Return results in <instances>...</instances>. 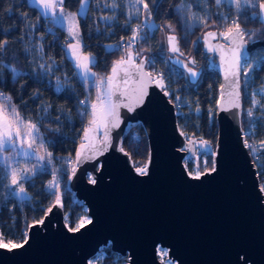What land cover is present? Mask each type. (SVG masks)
Segmentation results:
<instances>
[{
  "label": "water",
  "instance_id": "obj_1",
  "mask_svg": "<svg viewBox=\"0 0 264 264\" xmlns=\"http://www.w3.org/2000/svg\"><path fill=\"white\" fill-rule=\"evenodd\" d=\"M221 33L212 28L201 36L208 68L221 80L215 145L183 133L175 104L153 75L139 105L117 91L113 100L121 102L120 122L109 128L110 146L103 154L76 163L75 174L67 180L68 190L86 207L91 222L79 231L70 230L63 203L55 202L43 224L29 226L27 244L11 250L0 248V264H90V259L108 245L114 253L128 256L127 264H164L159 247L167 250L166 259L177 264H264V192L245 143L242 120L244 64L255 48L264 46V40L250 43L244 37L239 71L241 106L232 108L227 104L230 89L225 60L234 45ZM169 36L176 37L178 52L172 51ZM166 44L169 62L183 70L192 84L197 83L203 67L193 56L186 58L177 34L168 33ZM216 45L224 46L223 55L220 50H210ZM135 63L143 64L149 73L145 54ZM124 75L119 74L117 83L121 91L127 88L131 95L138 86L135 73L127 85L120 80ZM130 103L133 110L124 107ZM138 124L144 127L149 142L147 175L137 172L140 167L123 148L124 137ZM104 131L101 127L96 139L102 140ZM205 152L215 159L217 171L194 179L188 175L185 161L195 160L199 167Z\"/></svg>",
  "mask_w": 264,
  "mask_h": 264
},
{
  "label": "trees",
  "instance_id": "obj_2",
  "mask_svg": "<svg viewBox=\"0 0 264 264\" xmlns=\"http://www.w3.org/2000/svg\"><path fill=\"white\" fill-rule=\"evenodd\" d=\"M144 2L148 5L150 18L156 28L152 30L153 33L148 27L144 33H140L136 40L137 49L152 53L153 67L164 73L168 86L165 89L171 100L182 103L183 114L178 115V124L183 133L215 145L218 131L216 110L221 80L216 71L208 68L201 36L212 26L228 29L229 26L219 15L221 10L228 9L245 31L253 28L251 37L264 40V23L258 15H252L257 8H242L238 13L230 6L217 5L215 0ZM81 3L82 0H63L62 9L78 12ZM94 5L95 0H90L86 15L79 16L82 49L84 54L92 58L90 68L95 75L106 78L110 76L113 64L126 57L127 49L117 45L122 39L130 37L132 28L124 24V16L112 25L99 23ZM200 17L205 23L199 21ZM167 26L177 34L181 50L185 54H193L195 62L203 67V74L197 83L192 84L183 70L169 62L167 44L165 42L162 46L160 40V33L165 32ZM246 39L248 41L251 38L246 35ZM0 41H7L0 51V91L11 97V103L16 106L20 116L37 124L54 159L52 166L43 161V170L40 167L34 173H29L23 184L27 197L13 194L6 182L5 168L0 164V228L17 241L25 239L29 226L42 220L47 209L55 203L49 190V181L53 178V172L59 168L64 183L62 203L66 222L70 229H75L81 214L86 211L85 206L77 202L67 188V180L72 173L67 161L69 158L75 161L83 140V130L89 124L91 104L96 103L98 92L95 80L78 75L75 62L66 52V30L55 25L49 17H44L39 8L29 0H0ZM147 57L150 58L151 55ZM249 58L256 59L258 65L251 71L250 79L246 80L242 75V120L244 130L249 131L246 135L248 144L257 146L260 150L261 159L255 161L260 176L264 174V168L259 167L264 164V149L261 148V141H264V110L252 106L250 90L264 86V46L255 48ZM58 83L62 85L59 92L56 91ZM83 109L87 114L82 115ZM249 109H253L251 116L248 115ZM123 148L136 167L147 162L149 142L141 124L126 134ZM208 158L211 168V157ZM201 163L200 161L199 167L202 166ZM196 166V162L190 161L187 169L191 172ZM101 249L107 253L103 264H116L117 254L110 245Z\"/></svg>",
  "mask_w": 264,
  "mask_h": 264
},
{
  "label": "snow or ice",
  "instance_id": "obj_3",
  "mask_svg": "<svg viewBox=\"0 0 264 264\" xmlns=\"http://www.w3.org/2000/svg\"><path fill=\"white\" fill-rule=\"evenodd\" d=\"M43 3L44 9H55L57 7V3L54 2V0H41ZM59 4L61 5V12L63 11L62 5L63 0H58ZM217 4L221 3V0H215ZM88 3V0H83L82 7L86 6ZM144 4V8L147 9L148 5L144 3V0H133V7L136 9L137 15L140 12L139 7H137L138 4ZM244 5H250L251 7L255 8L256 3L255 0H243ZM236 8L238 13L241 10V0H235ZM116 5L113 4V7ZM259 9L261 10V13H264V0L259 3ZM252 15H256V13H252ZM68 19L72 22L69 27V34L71 36H77L78 33V24L76 22L75 14H69ZM201 23H205L204 19L202 17L198 18ZM233 27H229L225 33H221V36H223L226 40H228L234 47L228 49L229 51V57L225 60L226 68H225V79L228 81V87L229 91L227 92L228 100L227 104L229 107L232 108H239L240 105V92H239V71L241 66V56H240V50L244 46V37L247 35V33L241 29L238 19L232 20ZM34 27V26H33ZM215 33H208V36L215 37ZM136 38V31L133 32L132 39ZM169 43L172 45V51L178 52V41L176 40L175 36H169L168 37ZM7 43V41H0V51L3 50L4 45ZM42 47V46H41ZM68 47L72 49V55L76 57L78 62V67L82 68L84 70L85 76H88L91 73V68L89 67L90 64L93 63V61L88 56H83L80 52V41L79 39L76 40L75 44H69ZM210 50H220L222 55L224 52V46L223 45H216ZM10 67V66H9ZM15 71V69H13ZM192 70L189 69V72ZM123 72L125 75L123 77H120V80L123 84L127 85L128 78L131 76V74L135 73V81L138 86L132 89L131 95H129V92L127 88H125L123 91L120 89V84L117 83V77L119 74ZM111 75L106 78H100L99 83L96 84V87L98 89L97 96H96V103L91 104V113H90V120H89V126L86 127L83 130V140L80 144V149L76 153V159L75 163L79 164L82 162H85L87 160H91L94 158L96 154H103L108 147L110 146V138H109V128L110 127H117L120 122V115H119V107L121 106V102H118L117 100H113V96H115L117 91H120L121 96H126L129 98V100L134 99V103L136 105H139L143 102L146 92V85L148 83L153 82V77L151 73L145 72L143 69V64H136L132 53L129 52L127 55V58H122L119 61H116L111 69ZM95 76V74H92ZM192 75H195V73H192ZM229 76L231 79L229 80ZM245 79L247 80V71L245 72ZM156 83L160 85L162 89L165 88V85L162 83V78L160 80H156ZM104 88V92H100V88ZM262 92H264V89H261ZM166 94H168L166 92ZM224 91H221V99L224 98ZM177 99H179L177 97ZM0 101L7 102L9 105V108H0V153H2L6 146H10L13 149L16 148V141L17 139L24 140V139H30L31 141H35L37 139V133L39 132V129L37 128L36 124L32 123L30 120H25L24 117L20 116L18 109L14 104L11 103V97L5 96L3 93H0ZM253 104H259L260 102L253 99ZM84 102L82 101L81 104ZM124 107H128L129 110H133L131 103L130 104H124ZM227 110V109H222ZM47 111V109H45ZM253 113V109L248 110V115L251 116ZM87 113H82V115H85ZM21 125H23V134L21 130ZM104 128V134L103 139L98 140L96 139V134L98 133L100 128ZM251 131V129H250ZM246 146L249 148H252V145L247 144V140L245 141ZM205 148L208 147L207 142H204ZM33 145L32 143L28 144V148L32 149ZM39 148L44 149V155L43 156H37L35 152H28L24 151V156H35L37 161H43L47 159L48 163H51L52 159V153L48 152L46 148H44V142L41 140L39 144ZM261 148L264 149V141H261ZM123 150V149H121ZM253 151H257L256 149H253ZM208 153L205 152L204 155H207ZM17 155H20L18 152ZM10 157H3L2 160H0V163H2L6 168L8 167V161L10 160ZM259 160V155L258 158ZM204 164L207 166L208 160H204ZM45 166L41 165V170H43ZM259 167L264 168V164H260ZM138 173L141 175H147L148 170L147 166L140 167L136 169ZM27 171L28 170H21V178L27 179ZM35 169H33V172ZM216 161L215 159L212 160V167L206 168L205 172H200L199 170L195 171V173L189 172L188 175L192 176L194 179H200L202 175H206L209 172H216ZM73 175L75 174V169L72 170ZM11 175V182L14 185H18V191L16 189L13 190V194H20L24 193L25 189L23 188L22 184H19L18 178H17V169L11 168L10 170ZM95 180H92V183H95ZM49 186L53 189L58 187V182L56 178L54 177L52 181H49ZM260 191L264 192V185H261ZM53 195H55V192H53ZM56 203H60L59 196H56ZM48 212L51 211V207L47 209ZM91 221H89L90 223ZM35 223L43 224L44 221L40 220ZM82 226V224H78L77 227L74 229L75 231H79V228ZM73 230V229H70ZM27 233H25V239L20 242L16 243L11 240L5 241L4 234L0 232V248H8V249H15L23 247L24 244H27Z\"/></svg>",
  "mask_w": 264,
  "mask_h": 264
},
{
  "label": "rangeland",
  "instance_id": "obj_4",
  "mask_svg": "<svg viewBox=\"0 0 264 264\" xmlns=\"http://www.w3.org/2000/svg\"><path fill=\"white\" fill-rule=\"evenodd\" d=\"M32 4L36 5L40 12L42 13V15L44 17H49L51 20H54L59 26H61L62 28H64L68 34V43L66 45V52L68 57L73 60V62H75V64L78 66V62L75 56H73L72 53V49H70L68 47V45L71 44H75L76 40L79 39L80 41V52L82 53L83 56H88L91 60L92 58L89 55L84 54L83 49H82V37H81V30H80V24H79V16H84L86 15L88 8H89V2L90 0H88V3L86 6L82 7L80 6L78 12H71V11H67V10H63L61 12V5L59 4L58 0H54V2L57 3V7L53 10V9H49V10H45L43 3L41 2V0H29ZM83 3V0H82ZM81 3V5H82ZM145 3V2H144ZM113 4H115L116 6L113 7ZM96 11L98 12V22L103 24V25H112L117 23L121 16H124L125 21L124 24L131 26V28H133V26L137 23V22H141V23H145L147 25V27L151 30L150 32L153 33L152 30H154L156 28L154 22L151 20L150 18V14L148 9L144 8V4H138L137 7H139L140 12L137 15L136 13V9L135 7H133V0H95V5H94ZM69 14H75L76 17V22L78 24V37L77 36H71L69 34V27L71 25V21L68 19V15ZM224 23H227V25L229 27H233V25L231 24L232 21L231 19L229 20H223ZM228 27V28H229ZM216 29L214 26L210 27L209 29ZM218 29V28H217ZM243 29V28H242ZM253 28H251L252 30ZM222 33H225L227 31V29H219ZM244 30V29H243ZM245 31V30H244ZM144 33V32H143ZM168 33H175L174 29L167 26L166 27V31L165 32H161L160 33V40L162 41V46L164 45V43L166 42V35ZM252 36H253V32H252ZM247 40V39H246ZM256 41V39H254L253 37H251V39L248 40V42L251 41ZM131 52L133 59L135 61H139V59L145 54L146 56L151 55L150 58H148V60H150L152 58V53L149 51H141L137 49V46H135L133 49H127L126 51V57L128 53ZM192 53V52H191ZM168 56V54H167ZM187 57L189 56H193V54H186ZM124 58V59H125ZM194 58V57H193ZM149 63V61H148ZM153 65V64H152ZM258 65V61L256 59L253 58H247V60L245 61L244 64V69H243V74L245 76V72L247 71V79H250V73L251 71ZM90 67V65H89ZM77 68V67H76ZM152 68V67H151ZM150 68V69H151ZM77 70V69H76ZM150 73V72H149ZM80 74L82 75V77H84L85 79H94L95 83L98 84L100 78L102 77H97L96 75L93 76L92 74H95L92 70L91 73L88 76H85L84 74V70L82 68H80ZM152 74V73H151ZM153 75V74H152ZM164 76V77H162ZM162 76L157 75V80H160L162 78V83L165 85V88L168 87L165 83V75L164 73L162 74ZM64 85V83H63ZM164 88V89H165ZM261 89H264L263 87H254L250 90V97H251V104L254 108H262L264 110V92L261 91ZM166 90V89H165ZM105 89L102 87L100 88V92H104ZM167 91V90H166ZM169 94V92H168ZM170 97V95H169ZM176 99V98H175ZM253 99L259 101V104H253ZM173 102V101H172ZM175 104L176 109L178 108V106H180L181 103H179V101H175L173 102ZM0 108H9V105L7 102L4 101H0ZM177 111V110H176ZM264 115V114H263ZM35 124V123H34ZM37 126V124H36ZM89 126V124H88ZM87 126V127H88ZM38 128V126H37ZM21 130H22V134H23V125H21ZM37 139L33 142L30 139H24V140H20L17 139L16 141V148L13 149L10 146H6L4 151L2 153H0V160L3 159V157H10L11 159L8 161V167L6 168L2 163L3 167L5 168V178H6V182L8 187L13 191L14 189H16L18 191V185H14L11 182V175H10V170L11 168H15L17 169V178L19 181V184H24L25 179L21 178V170H28L27 171V177L29 176V173H34L36 171V169L40 168L41 165H43V161H46V163L50 166L53 165L54 163V159L52 157L51 159V163L49 164L47 159L43 160V161H37L35 156L29 155V156H24L23 152L24 151H28V152H35L37 156H43L44 155V149L39 148V144L41 142V140L44 142V148L47 149L48 152H51L48 146V143L42 138L41 134L38 132L37 134ZM32 143L33 147L32 149L28 148V144ZM20 153V155H17V153ZM211 157L210 155H203L200 158V161L202 162V166L201 167H193V170L191 171L192 173H195V171L199 170L200 172H205L206 168H210V159L208 158ZM149 158V157H148ZM207 159L208 160V164L207 166L204 164V160ZM190 160L187 159L185 161L186 166L187 164H189ZM196 162V161H195ZM147 163V162H146ZM146 163L144 165H142L141 167H144L146 165ZM68 164V169H74L76 167V163L73 159L69 158L67 161ZM211 167H212V157H211ZM33 169H35V171L33 172ZM67 169V170H68ZM190 172V171H189ZM56 178L57 182H58V187H56L55 189L51 188L49 186V190L50 192L53 194V192H55L54 199L56 202V196H59L60 198V202H62V195L64 192V183L62 181V174L60 172V169H56L53 172V178ZM52 178V180H53ZM51 180V181H52ZM19 197H27L26 192L24 193H20V194H16ZM85 211L86 213L81 214L80 220L77 223L78 224H85L90 220V217L87 213V209L85 207ZM67 219V217H66ZM67 221V220H66ZM67 223V222H66ZM68 225V224H67ZM0 232H2L4 234V239L5 241L11 240L13 242L16 243H20L21 241H17L13 238H11L10 236H8L4 231H2V229L0 228ZM158 255L159 258L161 259V261L164 264H177L175 261H172L171 259H166L168 258V252L166 249L159 247L158 249ZM107 256V253L105 250L100 249V251L92 258L90 259V264H103L105 258ZM115 263L116 264H127L128 263V256H121L120 254H117V257L115 258Z\"/></svg>",
  "mask_w": 264,
  "mask_h": 264
},
{
  "label": "built area",
  "instance_id": "obj_5",
  "mask_svg": "<svg viewBox=\"0 0 264 264\" xmlns=\"http://www.w3.org/2000/svg\"><path fill=\"white\" fill-rule=\"evenodd\" d=\"M219 15H220V17L222 18V20H229V19H231V21H232L233 19H236V18H235V15L232 14V12H230V10H228V9H226V10H221V11L219 12ZM146 28H147V25H146L145 23L137 22V23L133 26V28H132V33H131L130 37L127 38V39H122V40L118 43L117 46H119V47H121V48H123V49H133V48L136 46V40H137L138 36L140 35V33L145 32ZM134 30L136 31V38H135V39H132ZM252 30H253V29H252ZM252 30L249 29V30L245 31V32L247 33V35L249 36V38H251ZM245 38H246V35H245ZM251 42H254V40L251 41ZM251 42H250V43H251ZM148 61H149V63H148L147 69H148V71H149L150 73L153 74L155 80H157V79H156V78H157V75L162 76L163 72H162L161 70H159L158 68L153 67V65H152V58H151L150 60H148ZM151 67H152V68H151ZM150 68H151V69H150ZM162 77H164V76H162ZM61 90H62V85H61L60 83H58V84L56 85V91L59 92V91H61ZM0 93H3V92L0 91ZM3 94H4V93H3ZM4 95L7 96L6 94H4ZM175 98L177 99V95H175ZM177 100H178V99H177ZM179 103H181V102L179 101ZM176 110H177V114H178V115H179V114H180V115L183 114V111H182V103L180 104V106H178V108H177ZM81 113H86L85 109H83V110L81 111ZM245 134H246V135L249 134V131H245ZM253 149H256L257 151H253ZM249 150H250V154H251V157H252L253 161H254V162H255V161L258 162V161L261 159V156H260V150L258 149V147H257V146H252V148H251V149L249 148ZM258 155H259V160L257 159V158H258ZM190 161H193V162L195 163V160H190ZM188 172H189V171H188ZM258 176H259V174H258ZM260 176H261V177H260ZM260 176H259V178H261V180H260V185H264V174H262V175H260ZM66 224H67V223H66ZM67 226H68V225H67ZM68 227H69V226H68ZM25 233H28V230H27Z\"/></svg>",
  "mask_w": 264,
  "mask_h": 264
},
{
  "label": "crops",
  "instance_id": "obj_6",
  "mask_svg": "<svg viewBox=\"0 0 264 264\" xmlns=\"http://www.w3.org/2000/svg\"><path fill=\"white\" fill-rule=\"evenodd\" d=\"M262 2L260 0H255V3H256V8H257V11L255 12L256 15H258L259 19L264 23V13H261V10L259 9V3ZM217 4V3H216ZM217 5H225L226 7L227 6H230L233 8V10L237 11V8H236V4H235V0H221V3L220 4H217ZM246 7H251L250 5H244L243 3V0H241V9L242 8H246ZM51 20V19H50ZM55 25L57 24L54 20H51ZM58 25V24H57ZM75 66L77 67V73L78 75L81 77V78H84L82 77V75L80 74V68L75 64Z\"/></svg>",
  "mask_w": 264,
  "mask_h": 264
},
{
  "label": "flooded vegetation",
  "instance_id": "obj_7",
  "mask_svg": "<svg viewBox=\"0 0 264 264\" xmlns=\"http://www.w3.org/2000/svg\"><path fill=\"white\" fill-rule=\"evenodd\" d=\"M186 56V55H185ZM190 57V56H189ZM186 58H188L187 56H186Z\"/></svg>",
  "mask_w": 264,
  "mask_h": 264
}]
</instances>
